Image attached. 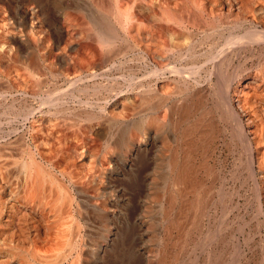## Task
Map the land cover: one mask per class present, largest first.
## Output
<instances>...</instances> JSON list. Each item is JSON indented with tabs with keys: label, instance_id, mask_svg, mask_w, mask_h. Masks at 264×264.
I'll return each mask as SVG.
<instances>
[{
	"label": "bare ground",
	"instance_id": "1",
	"mask_svg": "<svg viewBox=\"0 0 264 264\" xmlns=\"http://www.w3.org/2000/svg\"><path fill=\"white\" fill-rule=\"evenodd\" d=\"M56 1L0 0V97L31 118L30 145L11 147L0 214L19 229L0 223V264H133L130 187L148 165L152 264H264V0H234L232 26L213 20L228 0H90L79 28L74 14L25 37L6 23ZM252 18L259 30L234 32ZM137 56L154 67L124 87L114 70Z\"/></svg>",
	"mask_w": 264,
	"mask_h": 264
},
{
	"label": "rangeland",
	"instance_id": "2",
	"mask_svg": "<svg viewBox=\"0 0 264 264\" xmlns=\"http://www.w3.org/2000/svg\"><path fill=\"white\" fill-rule=\"evenodd\" d=\"M88 1V3H87ZM210 1V3L212 2H217L216 4H218V2L220 0H208ZM229 2L222 6V5H217L216 6V11L218 12H214V18L213 20L215 22H221L224 24L223 25H230L232 26L235 22V15L237 11L236 10V3L234 0H228ZM57 2H58V5H57ZM67 2V3H66ZM208 3V2H207ZM55 8H50V7H46L44 8V11H43V17H38V18H32V19H28L27 23L24 24V20H23V17L21 16H11L9 15L8 16V19L11 17L12 19L9 20V22H6L7 24L10 23V25L8 24V27H11V25L14 27H11V30L13 31V33L16 31V33H14L15 35L17 34L19 37H25L27 34H26V31L27 33H34L35 32V29L38 30V27L40 26V23L44 24V26L46 25L45 21H48L50 26L48 27V29H52L54 28L55 26H58V27H63L64 28V23H66L67 19L69 21V19H72L71 17L72 16H75L76 17V20H77V24L75 23H72V21L70 20V24H71V27L69 25V30H75V28H77L78 26H80L79 24H81V22H83V20L80 18L81 14H84V17H86V15L88 16V12H92L91 9H90V0H57L55 2ZM79 4L81 6H79ZM232 4V5H231ZM11 5H13V7H15L17 4L16 3H12ZM84 5V6H83ZM68 7V13L65 12L67 8H63V7ZM58 7V8H57ZM79 8V9H78ZM82 8V9H81ZM62 9H64V11H62ZM75 9V10H74ZM220 9V10H219ZM235 9V10H234ZM47 10V11H46ZM81 10V11H78ZM84 11V13H83ZM88 11V12H87ZM229 11V12H228ZM47 14H46V13ZM49 12V13H48ZM76 12V13H75ZM67 13V15L65 14ZM218 15H217V14ZM234 13V14H233ZM46 14V15H45ZM53 14V15H51ZM75 14V15H74ZM207 14V13H206ZM206 14L203 16L205 17ZM233 14V15H232ZM69 15V17H68ZM71 15V16H70ZM64 16V17H63ZM49 17V18H48ZM187 18V15L185 14L184 15V18ZM222 17V18H221ZM235 17V19H234ZM192 16H189V19H191ZM221 18V19H220ZM227 18V19H226ZM43 19V20H42ZM65 19V20H64ZM234 21H233V20ZM253 19V18H252ZM12 20L14 22H12ZM32 20V21H31ZM81 22H80V21ZM220 20V21H219ZM16 21V22H15ZM21 21V22H20ZM40 21V22H39ZM30 22V23H29ZM68 22V23H69ZM13 23V24H12ZM32 23V24H31ZM228 23V24H227ZM233 23V24H231ZM254 23V25H253ZM253 23L252 21L250 22V24H247V25H244L242 26L241 28H239L238 30H235L234 32L236 34H245L247 31V29H250L251 31H257L260 29V26L259 24L257 23V21L255 19H253ZM30 24H31V29H30ZM58 24V25H57ZM67 24V23H66ZM252 24V25H251ZM29 25V26H28ZM33 25V26H32ZM39 25V26H38ZM75 25V26H73ZM251 25V26H250ZM19 27V28H18ZM249 27V28H248ZM256 27V28H255ZM35 28V29H34ZM79 28V27H78ZM181 29H184V27H182ZM256 29V30H255ZM20 30V31H19ZM78 30V29H76ZM190 31H196L195 29H188ZM11 31V32H12ZM25 32V33H24ZM23 33V34H22ZM28 33V34H29ZM21 34V36L19 35ZM11 46H14V42H11L9 41ZM9 44V45H10ZM7 46V45H6ZM139 58V59H138ZM134 59V61H133ZM131 60V58H130ZM135 60H136V64H135ZM140 62H139V61ZM124 61V64L121 66V70L118 69L117 70H114V77H116L117 75V79L118 81H120V83H126L127 80H129L131 78V74L129 75V73H132L131 71H133V73H141V69L144 68V66L146 67L147 65V69H152L154 67L153 64H151V61L149 62L148 61V58L147 57H144V56H137L135 58L132 57V61ZM128 64H127V63ZM140 64H139V63ZM148 62V63H147ZM126 63V64H125ZM132 63V64H131ZM135 64V65H134ZM142 64V65H141ZM126 65V66H125ZM129 65V66H128ZM131 65V66H130ZM150 65V66H149ZM250 65V64H249ZM128 69V70H127ZM129 69L131 71H129ZM123 70V71H122ZM143 70V69H142ZM122 71V73L120 72ZM128 73V74H126ZM135 71V72H134ZM119 73V74H118ZM205 74V75H204ZM139 75V74H138ZM129 76V77H128ZM203 76V77H202ZM206 77L208 78V80H210V82H214L216 81L215 78H211L209 79L210 77L207 76L206 74V71L203 72V74H199L196 79L200 80L201 82H203V80L206 79ZM125 78V79H123ZM116 79V78H115ZM127 79V80H126ZM124 81V82H123ZM123 86L125 87L126 85L123 84ZM17 99L14 101V102H18L19 103H15L14 105H12V101H10V99L8 101H4L1 99L0 97V166H1V170H0V209L2 208V205H3V201H4V198H3V193L4 191L6 190L5 187L7 184L8 187H12L11 185L13 184H16V174L13 173L14 170L12 169V160H13V152L12 150L15 149V147H19L20 146V143H22L21 145H24L25 146V143H27V145L29 144L30 145V142H29V127H30V116L28 115H25V114H22V108L20 107L21 106V98L20 96H16ZM20 100V101H19ZM2 101V102H1ZM10 101V102H9ZM67 102L70 103V101L68 100ZM11 103V104H9ZM29 103V102H28ZM31 103V102H30ZM69 103H67L68 105H70ZM8 104L9 108L6 107ZM20 104V105H19ZM5 106V107H4ZM16 106L18 108H16ZM12 108L14 110H12ZM16 108V109H15ZM8 109V111H7ZM21 109V111H19ZM3 110V111H2ZM6 110V111H5ZM18 110V111H16ZM11 111V112H10ZM14 114L13 116L9 114ZM14 112V113H13ZM18 112V113H16ZM20 113V114H19ZM104 114V112H102ZM101 113V114H102ZM19 114V115H18ZM102 114V117H104V115ZM23 117H22V116ZM10 116V117H9ZM21 116V117H20ZM101 117V120L104 122L105 120L107 121V118H102ZM11 118V119H10ZM27 118V119H26ZM105 121V122H106ZM11 122V124H10ZM7 124V125H5ZM3 125V126H2ZM14 128V129H13ZM8 134V135H7ZM7 135V136H6ZM23 136V137H22ZM20 140H19V139ZM22 138V139H21ZM2 139V140H1ZM11 140V141H10ZM15 140V141H14ZM17 140L21 141V142H17ZM23 140V141H22ZM9 141V142H8ZM8 142V144H7ZM16 142V143H15ZM25 142V143H23ZM15 143V144H14ZM96 143V142H95ZM14 144V145H12ZM17 144V145H16ZM14 149H12V148ZM7 148V149H6ZM12 149V150H11ZM5 150V151H4ZM4 151V152H3ZM2 153V154H1ZM154 153V152H153ZM4 154V155H3ZM7 154V155H6ZM5 156V157H4ZM10 159V160H9ZM3 162V163H2ZM3 165V166H2ZM150 165H148L147 167L145 168H142L141 171L139 172V175H138V178H137V181H138V184L139 186L136 188V185H134L135 183L133 182V184L131 185L130 189H134V192L135 194L133 195L132 199H131V205H130V209L132 211L131 213V219H130V222H129V226H128V232L130 234L129 236V239H128V242L130 245V249H131V256H132V260H133V264H152L153 263V250L156 248V242H155V234H157V227L155 226V223L156 220H157V215L155 214L154 215V211H156L155 209L157 208V206H155V203L154 202H151L150 200V197H149V194L151 191H149V184H150V178H151V168H149ZM4 168V169H3ZM9 168V169H7ZM7 169V170H6ZM3 171V172H2ZM149 172V173H148ZM147 174V177H146V174ZM125 177L127 176L126 173H124ZM140 176V177H139ZM14 178V179H13ZM124 178V177H123ZM126 179V178H124ZM152 179V178H151ZM4 180V181H3ZM13 180V181H12ZM141 180V181H139ZM149 180V181H148ZM14 182V183H13ZM123 184L126 185V183L124 182ZM134 185V186H133ZM148 185V186H146ZM142 186V188L140 187ZM137 189V190H136ZM145 189V190H144ZM140 194V195H139ZM144 196V197H143ZM147 197L149 199H147ZM139 198V199H138ZM135 201V202H134ZM3 202V203H2ZM137 204V205H136ZM148 204L150 205V210H148L149 212H146L147 210L145 209V207H148ZM143 206H145L143 208ZM153 208H154V211H153ZM136 209V210H135ZM138 209H141V210H138ZM143 209H145L146 211L143 212ZM2 210V209H1ZM0 210V211H1ZM142 211V212H141ZM2 213V212H1ZM146 213V214H144ZM2 214H0L1 216ZM141 217H140V216ZM139 216V217H138ZM2 217V218H1ZM0 217V223L2 224L1 226H4L5 228V231L8 232V233H11V232H17L19 227L17 226V224L15 222H10V223H6L7 221V218L4 219V216H1ZM135 217V218H134ZM138 217V218H137ZM144 219V220H143ZM155 219V220H154ZM138 221H141L142 222V225L140 226ZM144 222V223H143ZM115 225L118 229V231L120 232L121 229H123L122 227V223H121V219H118L116 220L115 222ZM136 223V224H135ZM6 224V226L4 225ZM12 224V225H11ZM119 226V227H118ZM155 227V229H154ZM144 229V230H143ZM8 230V231H7ZM146 231V232H144ZM140 234V235H138ZM154 234V235H153ZM148 237V238H147ZM120 239V238H119ZM149 239V240H148ZM119 243H120V240H118ZM118 241L116 243H118ZM118 243V245H119ZM147 252V253H146ZM142 253V254H141ZM188 257H191L189 256V254H186ZM186 258L184 257V259L186 260V262H188V260L190 258ZM188 259V260H187ZM151 261V262H150Z\"/></svg>",
	"mask_w": 264,
	"mask_h": 264
}]
</instances>
